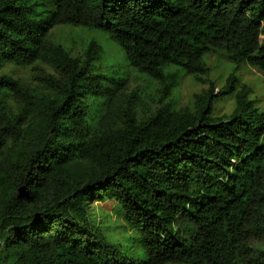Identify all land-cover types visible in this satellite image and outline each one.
<instances>
[{"label": "trees", "instance_id": "16d2710c", "mask_svg": "<svg viewBox=\"0 0 264 264\" xmlns=\"http://www.w3.org/2000/svg\"><path fill=\"white\" fill-rule=\"evenodd\" d=\"M59 28L115 43L156 106ZM218 52L264 74V0H0V73L32 72L0 76V264H264V110L235 72L215 93ZM181 75L209 87L177 107Z\"/></svg>", "mask_w": 264, "mask_h": 264}, {"label": "rangeland", "instance_id": "374dc122", "mask_svg": "<svg viewBox=\"0 0 264 264\" xmlns=\"http://www.w3.org/2000/svg\"><path fill=\"white\" fill-rule=\"evenodd\" d=\"M53 36L56 40L64 44L67 48L73 50V53L82 52L85 44L91 39L95 38L100 41L103 46L104 53L102 55L103 63L101 64V71L106 74L115 72L120 78H128L129 90L131 92L137 91L141 93L145 106L154 108L156 102L161 96V86L154 81H150L136 71L129 70L125 60L124 53L112 41L100 36L98 33L81 30H70L66 28H59L53 31ZM113 64L111 69H105V66ZM209 67L211 68L210 80L215 82L216 90L225 85L226 78L231 72H235L238 77L239 83L247 85L252 93L253 98L257 101V106L264 110V74L259 72L247 64H241L237 67L232 60L230 54L226 52H218L215 57L208 60ZM237 67V71L234 69ZM104 73V72H103ZM1 75H9L20 81H29L32 72L30 69H22L13 66H7L0 73ZM209 85L201 84L195 81L190 76L181 75L178 87L175 89L171 96V101L177 107H184L191 105L194 101V96L207 90ZM216 114L224 115L230 114L234 108V100L232 98H224L216 103ZM92 214L95 221L100 223L101 226L106 228L108 235L117 241H122L124 235V222L116 213L114 204L102 202L93 207ZM253 244L264 248V241Z\"/></svg>", "mask_w": 264, "mask_h": 264}]
</instances>
